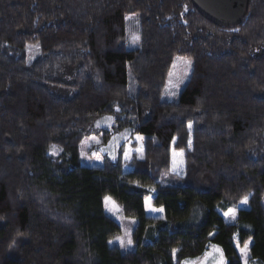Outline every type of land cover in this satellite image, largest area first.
<instances>
[{
    "label": "trees",
    "instance_id": "16d2710c",
    "mask_svg": "<svg viewBox=\"0 0 264 264\" xmlns=\"http://www.w3.org/2000/svg\"><path fill=\"white\" fill-rule=\"evenodd\" d=\"M127 13L138 16L135 50L125 47ZM28 46L39 50L32 63ZM175 57L192 68L168 103ZM62 87L70 98L52 91ZM102 118L142 138L130 171L123 145L100 169L80 165ZM171 151L183 154L181 176ZM105 197L136 221L134 250L109 245L120 227ZM147 197L160 217L146 214ZM263 198L264 0H247L231 26L193 0H0V264H181L209 244L244 264L236 244L248 241L247 264H264Z\"/></svg>",
    "mask_w": 264,
    "mask_h": 264
},
{
    "label": "rangeland",
    "instance_id": "374dc122",
    "mask_svg": "<svg viewBox=\"0 0 264 264\" xmlns=\"http://www.w3.org/2000/svg\"><path fill=\"white\" fill-rule=\"evenodd\" d=\"M125 27H126V44L125 47L128 50H135L139 48V39L134 40L135 36L139 37V26H138V16L135 13H127L125 16ZM26 60L28 63H32L36 60L39 54L38 47L28 46L25 49ZM192 68V61L184 57H175L173 59L171 68L168 72L165 86L162 91L161 99L168 103H176L179 99V94L183 87L187 83ZM129 78L131 79L130 75ZM61 83L65 86L70 84L71 81L69 77H64ZM52 91L60 96L61 98H70L71 92L62 87L59 89L53 88ZM132 96V92H130ZM112 119L102 118L97 122L96 131L93 134L85 137L80 144V165L92 169H100L103 166V161L108 159L110 161H115L118 154L119 148L123 145L122 160L125 163L123 167L124 172H128L132 169L130 162L133 157L137 159H142L143 157V140L139 136L133 138L128 137L126 133L116 134L111 130ZM53 152V147H51L50 154ZM57 156L59 150L55 147ZM170 169L171 172L176 175H183L184 171V160L183 154L177 151H171L170 154ZM105 197L103 200V212L115 220L119 227L120 233L115 236L109 245L118 247L122 253L134 250V244L132 241V231L136 225L134 219H129L123 216L119 206L110 198L106 201ZM144 204L146 205V213L150 216L158 217L161 212L155 209L151 205V197L145 199ZM264 206V198H263ZM247 207V203H241L236 208H228L225 212L221 213L223 220L227 223H233L236 218V212L238 209H243ZM230 210L235 212V218L229 213ZM123 241V243H121ZM131 241V243H129ZM248 248L246 250V255L242 254L241 247L239 248L236 244V250L241 257L244 264L248 263L249 257V247L251 241L246 243ZM219 249V251H217ZM226 264V260L223 253L217 245L209 244L203 255L197 259H185L181 264Z\"/></svg>",
    "mask_w": 264,
    "mask_h": 264
},
{
    "label": "water",
    "instance_id": "95a60500",
    "mask_svg": "<svg viewBox=\"0 0 264 264\" xmlns=\"http://www.w3.org/2000/svg\"><path fill=\"white\" fill-rule=\"evenodd\" d=\"M197 10L221 26L239 23L245 14L247 0H193Z\"/></svg>",
    "mask_w": 264,
    "mask_h": 264
},
{
    "label": "snow or ice",
    "instance_id": "6c2138e0",
    "mask_svg": "<svg viewBox=\"0 0 264 264\" xmlns=\"http://www.w3.org/2000/svg\"><path fill=\"white\" fill-rule=\"evenodd\" d=\"M133 39H134V40H138L139 37H138V36H135ZM108 119H111V118H108ZM52 154H53V155L56 154V152H55V146H53V152H52ZM109 199H110V198H106V201L109 200ZM242 203H247V197L244 198V200L242 201ZM161 211H162V209H161ZM228 214H231L232 217L235 218V212H234L233 210H230L229 213H226V215H228ZM121 243H123V241H121ZM129 243H131V241H129ZM247 248H248V245L245 244V245H244V248L241 250V251H242V254L246 255V250H247ZM217 251H219V249H217ZM221 264H223L222 261H221Z\"/></svg>",
    "mask_w": 264,
    "mask_h": 264
},
{
    "label": "crops",
    "instance_id": "0c3cea01",
    "mask_svg": "<svg viewBox=\"0 0 264 264\" xmlns=\"http://www.w3.org/2000/svg\"><path fill=\"white\" fill-rule=\"evenodd\" d=\"M144 207H145V212H146V205L144 204ZM155 209H157V210H159V212H161V209H158V208H155ZM147 214V213H146ZM148 215V214H147ZM161 215V214H160ZM160 215H159V217H160ZM148 216H150V215H148ZM151 217H154V216H151Z\"/></svg>",
    "mask_w": 264,
    "mask_h": 264
}]
</instances>
